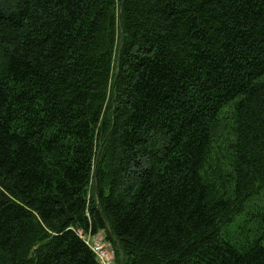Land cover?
Masks as SVG:
<instances>
[{
	"label": "trees",
	"instance_id": "16d2710c",
	"mask_svg": "<svg viewBox=\"0 0 264 264\" xmlns=\"http://www.w3.org/2000/svg\"><path fill=\"white\" fill-rule=\"evenodd\" d=\"M122 4L0 0V264H264V0Z\"/></svg>",
	"mask_w": 264,
	"mask_h": 264
},
{
	"label": "built area",
	"instance_id": "2783aa9c",
	"mask_svg": "<svg viewBox=\"0 0 264 264\" xmlns=\"http://www.w3.org/2000/svg\"><path fill=\"white\" fill-rule=\"evenodd\" d=\"M80 236L94 253L99 264H119L115 251L112 246L105 241L103 234L100 233L94 236L91 234L84 235L83 232L80 231Z\"/></svg>",
	"mask_w": 264,
	"mask_h": 264
},
{
	"label": "rangeland",
	"instance_id": "374dc122",
	"mask_svg": "<svg viewBox=\"0 0 264 264\" xmlns=\"http://www.w3.org/2000/svg\"><path fill=\"white\" fill-rule=\"evenodd\" d=\"M261 206H264V197L261 199L260 197L255 198L249 205H247L246 213L245 214L242 213L234 220V223L229 227L228 233L236 238L238 237L239 232L241 233L243 232L241 228L248 227L252 235L255 233L260 234L259 221H257L256 223L252 222L249 225H247L246 222H247V218H249L248 213H257L258 209L260 210Z\"/></svg>",
	"mask_w": 264,
	"mask_h": 264
},
{
	"label": "water",
	"instance_id": "95a60500",
	"mask_svg": "<svg viewBox=\"0 0 264 264\" xmlns=\"http://www.w3.org/2000/svg\"><path fill=\"white\" fill-rule=\"evenodd\" d=\"M124 3H125V0H123L122 7H123ZM122 7H121V9H122ZM120 19H121V12H120ZM121 44H122V41H121ZM120 63H121V57H119V67H120ZM119 74H120V71H118V73H117L116 80L118 79ZM100 155H101V149L99 150V153H98V160H99Z\"/></svg>",
	"mask_w": 264,
	"mask_h": 264
}]
</instances>
